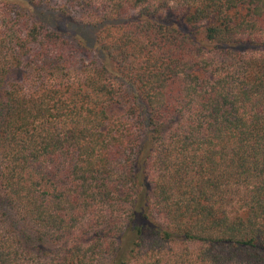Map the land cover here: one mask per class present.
Returning a JSON list of instances; mask_svg holds the SVG:
<instances>
[{
  "label": "trees",
  "instance_id": "1",
  "mask_svg": "<svg viewBox=\"0 0 264 264\" xmlns=\"http://www.w3.org/2000/svg\"><path fill=\"white\" fill-rule=\"evenodd\" d=\"M66 1L99 65L0 29V264H264V0Z\"/></svg>",
  "mask_w": 264,
  "mask_h": 264
},
{
  "label": "rangeland",
  "instance_id": "2",
  "mask_svg": "<svg viewBox=\"0 0 264 264\" xmlns=\"http://www.w3.org/2000/svg\"><path fill=\"white\" fill-rule=\"evenodd\" d=\"M22 10H0V21L13 26L15 31L31 27L38 23L42 30L40 33H57L60 45L66 48V55L70 57L71 68L79 69L83 65L100 64V54L94 46L100 25H87L91 15L100 17V4H94L93 9H84L82 6H72L66 0H37L33 5L20 2ZM11 7V6H10ZM178 11L168 13L172 21L177 20ZM93 50L83 48L84 45Z\"/></svg>",
  "mask_w": 264,
  "mask_h": 264
}]
</instances>
